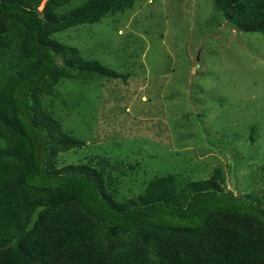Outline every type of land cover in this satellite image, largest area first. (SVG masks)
Returning <instances> with one entry per match:
<instances>
[{
  "label": "trees",
  "instance_id": "obj_1",
  "mask_svg": "<svg viewBox=\"0 0 264 264\" xmlns=\"http://www.w3.org/2000/svg\"><path fill=\"white\" fill-rule=\"evenodd\" d=\"M133 5L0 0V264H264V207L226 188L221 167L205 179L154 174L131 197L113 174L122 161L58 167L85 145L54 116L62 80L127 75L53 35ZM213 5L233 29L264 37V0Z\"/></svg>",
  "mask_w": 264,
  "mask_h": 264
},
{
  "label": "rangeland",
  "instance_id": "obj_2",
  "mask_svg": "<svg viewBox=\"0 0 264 264\" xmlns=\"http://www.w3.org/2000/svg\"><path fill=\"white\" fill-rule=\"evenodd\" d=\"M233 28L213 0H134L54 34L127 75L62 80L54 116L85 145L60 153L58 167L94 154L122 161L113 174L126 197L154 174L205 179L221 167L226 188L264 207V37Z\"/></svg>",
  "mask_w": 264,
  "mask_h": 264
},
{
  "label": "water",
  "instance_id": "obj_3",
  "mask_svg": "<svg viewBox=\"0 0 264 264\" xmlns=\"http://www.w3.org/2000/svg\"><path fill=\"white\" fill-rule=\"evenodd\" d=\"M230 180H232V177L230 178ZM233 189H234V187H233Z\"/></svg>",
  "mask_w": 264,
  "mask_h": 264
}]
</instances>
